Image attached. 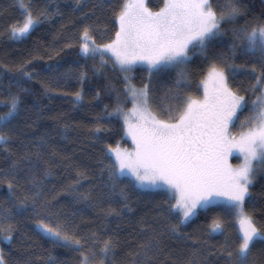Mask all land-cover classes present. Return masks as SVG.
Masks as SVG:
<instances>
[{
    "label": "snow or ice",
    "instance_id": "snow-or-ice-1",
    "mask_svg": "<svg viewBox=\"0 0 264 264\" xmlns=\"http://www.w3.org/2000/svg\"><path fill=\"white\" fill-rule=\"evenodd\" d=\"M76 4V11L84 6L81 0ZM17 7L21 18L9 25V32L20 40L44 14L34 15L30 0H17ZM89 15L82 13L81 21ZM247 16L243 0H216L215 4L213 0H161L156 10L147 0H121L112 7L107 22L114 29L107 43H97V26L83 24L79 55L98 60L93 75L103 74L109 65L119 74L118 84L109 82L95 93L97 101L104 93L109 98L114 95V103L104 105L91 134L102 142L100 133L112 131L104 122L115 119L122 123L121 140L131 141V147L122 148L117 141L101 150L97 161L100 194L92 206L107 201L108 207L101 208L104 219H123L135 214L129 189L163 196L152 221L141 217L139 229L134 228L124 241L119 225L108 234L109 226L104 224L99 235L92 233L84 243L68 234L67 226L58 220L61 213L54 209L55 198H45L43 181L35 171L48 139L42 136L35 143L40 149L35 153L22 145L25 151L17 157L10 145L23 101L10 91L0 99V156L7 163L6 169L0 168V183L6 182L8 189L7 206L0 207V241L9 252L17 231L12 221L31 211L40 217L37 234L54 246H72L79 252V264H264V227L245 211V204L253 202L251 189L264 180V17L239 23ZM241 57L248 59L237 64ZM197 58L201 79L196 90L202 89V95L193 96L187 92L189 66ZM137 71L147 73L139 86ZM173 71L175 78L158 102L156 83L163 76L171 79ZM23 76L32 78L27 72ZM236 76L245 77L248 87L234 90L230 81ZM78 79L83 85L88 74L81 71ZM74 96L80 102L82 90ZM245 112L248 115L241 119ZM237 126L239 131L234 132ZM68 127L64 125L65 133ZM233 153L239 156L236 165L229 163ZM51 156H56L55 150ZM49 174L45 169L44 175ZM76 175L75 185L66 191L78 202L92 200L91 190L77 191L84 173ZM21 178L28 185L23 196L17 194ZM216 207L223 216L212 219L209 235L224 236V242L211 249L206 242H190L182 227ZM104 234L107 238H102ZM169 241L191 249L190 254H176ZM0 264H9L3 247ZM45 264H56L55 258L49 256Z\"/></svg>",
    "mask_w": 264,
    "mask_h": 264
},
{
    "label": "trees",
    "instance_id": "trees-1",
    "mask_svg": "<svg viewBox=\"0 0 264 264\" xmlns=\"http://www.w3.org/2000/svg\"><path fill=\"white\" fill-rule=\"evenodd\" d=\"M30 2L34 15L41 13L44 15L30 34L23 39L15 40L10 35L9 25L21 18V10L17 7V0H0V99L10 91L13 95H19L23 101L10 148L17 157L25 151L22 145L28 146V150L35 153L40 151L35 143L42 136L47 138L49 141L47 150L41 152V166L35 171L37 177L43 181L45 198L49 200L55 198L54 209L61 213L58 220L67 226L68 234L74 235L84 243L92 233L99 235L104 224L109 226L108 234L115 233L119 225V236L121 241H124L129 238V233L134 228L139 229L141 217L152 221L156 216L155 206L163 200V196L146 195L129 189V202L135 214H126L123 219L115 217L104 219L101 208L108 207L107 201L92 206L100 194L97 161L102 157L101 150L106 144L115 145L117 141H120V145H128L129 140H121L122 123L115 119L110 124L104 122L112 131L100 133L103 137L102 142H96L92 136L96 118L104 105L114 103V95L109 98L107 93H104L101 100L97 101L95 93L97 90H103L105 84L109 82L118 84L119 74L113 72L109 65L103 74L94 76L93 64L98 63V60L96 62L85 60L79 55V34L84 23L98 27L95 33L97 43H107L109 37L114 35V29L107 22L112 16V7L118 5L121 0H104L102 7H94L100 5L101 0H81L84 6L79 11L75 10L76 0H30ZM147 2L149 7L156 9L161 0ZM213 3L215 4L216 0H213ZM243 3L248 8V16L239 23H245V19L264 17V0H243ZM82 13L90 14L83 22ZM228 39V36L224 37L226 42ZM247 59L241 57L236 63L243 64ZM198 64L197 58L189 66L191 86L187 92L193 96L201 94V90L199 93L196 90L201 79ZM81 71L88 74V80L83 85L78 79ZM24 72L31 74L32 78L27 79L23 76ZM134 75L138 86L141 80L147 77V73L141 71L135 72ZM170 76L171 79L169 76H163L156 83L155 99L158 102L175 78V72ZM16 81L20 82L19 86ZM230 86L234 90L247 88L248 80L243 76H236L230 81ZM81 90L83 98L76 102L74 94ZM240 94L244 95L243 92ZM128 106L130 107V104ZM64 125L69 126L66 133ZM53 150L56 151L55 157L51 156ZM0 168H7L2 156ZM45 169L50 173L48 176L44 175ZM77 171L84 173L79 177L80 185L77 191L91 190L92 200L78 202L66 191L69 186L75 185ZM17 185V194L23 196L28 189L26 179H19ZM251 191L253 202L245 204V211L254 216L259 227H264V180L258 181ZM7 192V183H0V207L7 206L5 203ZM112 206L120 207L118 204ZM221 216L223 213L218 207L212 211L201 212L181 230L191 237L190 242L199 240L202 243L206 242L210 249L213 246L218 248L224 242V236H210L209 231L212 219ZM39 219L40 217L29 211L12 221L17 231L11 251L9 252L8 246L0 241V247H3L5 254L9 256V264H45L49 256L55 258L56 264H79V252L72 246H54L51 241L37 234L35 227ZM231 220L235 221L233 217ZM231 231L229 229V232ZM108 234H104L102 238H107ZM169 243L176 247L178 255L187 256L191 252V249H186L175 241Z\"/></svg>",
    "mask_w": 264,
    "mask_h": 264
},
{
    "label": "rangeland",
    "instance_id": "rangeland-1",
    "mask_svg": "<svg viewBox=\"0 0 264 264\" xmlns=\"http://www.w3.org/2000/svg\"><path fill=\"white\" fill-rule=\"evenodd\" d=\"M153 10H156V9H153ZM15 40H17V39H15ZM5 53H7V51H5ZM174 72V71H173ZM200 95H202V89H201V94ZM130 107H131V105H130ZM248 115V113L247 112H245L244 114H242V116H241V119H244V117L245 116H247ZM233 131L234 132H236V131H239V127L237 126V128H235V129H233ZM116 145V144H115ZM115 145H113V146H115ZM122 148H125V147H131V141H130V139H129V144L128 145H120ZM228 159H229V163H231V164H233V165H236L237 163H239V156H238V154L237 153H233L231 156H229L228 157ZM234 217V216H233ZM235 218V217H234Z\"/></svg>",
    "mask_w": 264,
    "mask_h": 264
},
{
    "label": "bare ground",
    "instance_id": "bare-ground-1",
    "mask_svg": "<svg viewBox=\"0 0 264 264\" xmlns=\"http://www.w3.org/2000/svg\"><path fill=\"white\" fill-rule=\"evenodd\" d=\"M90 7V6H89Z\"/></svg>",
    "mask_w": 264,
    "mask_h": 264
}]
</instances>
